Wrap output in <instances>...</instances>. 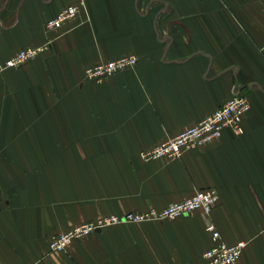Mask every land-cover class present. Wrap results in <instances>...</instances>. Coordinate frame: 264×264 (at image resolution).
<instances>
[{"label":"crops","instance_id":"0c3cea01","mask_svg":"<svg viewBox=\"0 0 264 264\" xmlns=\"http://www.w3.org/2000/svg\"><path fill=\"white\" fill-rule=\"evenodd\" d=\"M72 0H0V263L206 264L214 241L197 211L175 220L113 225L50 250L87 221L163 208L216 189L212 220L239 264H264V0H86L59 28L46 23ZM135 67L103 82L88 66L122 56ZM237 90L251 110L244 132L176 159L142 150L178 135Z\"/></svg>","mask_w":264,"mask_h":264},{"label":"built area","instance_id":"2783aa9c","mask_svg":"<svg viewBox=\"0 0 264 264\" xmlns=\"http://www.w3.org/2000/svg\"><path fill=\"white\" fill-rule=\"evenodd\" d=\"M85 2L86 0H72V3L63 8L56 18L46 23V27L50 30L56 29L62 24L76 19L85 7ZM51 45L52 41H48L41 45L22 48L4 64H0V69L22 66L48 51ZM137 62L138 57L134 55L122 56L114 60H103L88 66L85 70L86 77L94 82H103L121 71L135 67ZM250 110L249 98L234 90V95L214 112L178 135L150 149L142 150L140 157L145 161L162 158L176 160L187 150L218 140L227 128L232 129L237 134H242L244 132L243 120ZM219 198L220 195L216 189L197 190L191 197L170 203L163 208L152 207L145 211L127 212L122 216L110 215L87 221L53 236L50 240V249L52 251H66L73 241L85 239L98 230L109 226L175 220L200 211L209 218L206 230L211 234L214 241V244L204 253L206 264H239L247 242L228 243L223 239L222 233L212 220L213 209Z\"/></svg>","mask_w":264,"mask_h":264},{"label":"rangeland","instance_id":"374dc122","mask_svg":"<svg viewBox=\"0 0 264 264\" xmlns=\"http://www.w3.org/2000/svg\"><path fill=\"white\" fill-rule=\"evenodd\" d=\"M62 233V232H61ZM59 234V233H58ZM57 235V234H56ZM55 236V235H54ZM51 250V249H50Z\"/></svg>","mask_w":264,"mask_h":264}]
</instances>
